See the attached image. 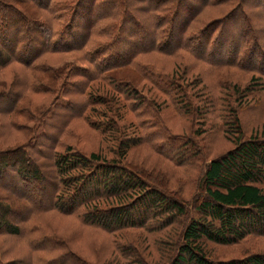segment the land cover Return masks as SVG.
<instances>
[{
  "label": "rangeland",
  "instance_id": "374dc122",
  "mask_svg": "<svg viewBox=\"0 0 264 264\" xmlns=\"http://www.w3.org/2000/svg\"><path fill=\"white\" fill-rule=\"evenodd\" d=\"M100 1L104 3L94 13H90L86 4L80 7L72 32H85L86 20L100 11L104 15L115 11L114 18L118 22L136 14L140 18L137 23L144 30L137 33L136 38L142 42L127 40V31L133 34L136 31L131 18L128 19L123 34L125 41L117 44V54L113 46L110 53L101 57V62L107 64L122 58L135 46L148 44L151 14L165 16L168 13L167 23H175L174 27L178 28L186 14L196 7L194 1L200 0H186L182 12L172 18L179 0L170 3L163 0ZM16 2H13L16 7L26 9L34 19L45 14ZM236 2L219 0L213 6L206 5L194 21L188 22L189 33L193 28H201L208 35L215 31L214 41L218 42L220 36L228 39L220 42L212 54L211 50L204 51L202 42H190L199 54H207L209 60L195 55L177 59L157 51L137 55L139 66L155 73L150 79L145 76L146 71L143 74L134 64L109 68L106 73H96L92 79L83 73L69 74L66 65L81 64L73 54L65 53L47 55L40 60L50 69L47 73L41 70L33 73L16 61L0 64V152L25 148L27 162L38 161L44 174L49 178L54 176L52 180L57 187L61 176L54 166L53 153H64L67 149L85 157L95 153L136 174L145 186L158 191L166 201H176L183 206L180 212L176 207L170 208L167 201L164 207L152 206L150 210L149 201L143 200L137 205L138 209L119 218H132L141 209L148 215L143 226L106 231L95 223L85 222L78 213H62L56 208L44 210L45 188L35 181L18 182L13 169L16 165L9 166L0 172V199L8 202L11 198L7 197H15L16 205L11 203L15 212L26 208L22 212L29 214L30 204H41L43 211H36L19 223L23 228L18 234L0 232V264H41L48 257L61 255V250L40 251L36 240L44 234L59 238L61 246L68 248L71 256L76 255L81 264H140V261L143 264H191L179 261L185 243L183 234L193 219L203 216L199 207L209 198L203 175L210 159L232 151L236 147L234 138L248 140L258 136L257 139L264 140V0H246V5L245 1L238 5ZM143 10L148 12L141 13ZM68 17L64 16V23ZM111 22L105 19L102 23ZM58 25L56 22L55 28ZM28 34L33 45H38V32ZM230 34L235 41L230 39ZM11 37L12 32L1 30L0 39L7 38L6 45L1 47L5 52ZM106 38L94 34L89 46L94 44L95 47ZM67 41L71 42L72 38L61 37L58 43ZM89 46L72 52L81 55ZM102 74L106 76L102 78ZM178 87L185 91L191 106L177 103ZM8 89L13 94L2 97L9 94ZM12 97L17 108L9 114L10 111L3 109L12 106ZM234 114L238 115L242 126L239 137L229 130ZM116 138L121 142L132 139L136 142L125 157L117 153ZM101 186L95 180L88 189ZM20 193L23 197L18 195ZM113 202L101 204L98 201L97 204L108 209L117 206ZM117 219L107 217V220ZM202 242L207 256L215 261L264 253V234L258 232L231 243L206 238ZM127 248L135 252L124 256L122 251ZM70 257L63 259L64 264L78 263Z\"/></svg>",
  "mask_w": 264,
  "mask_h": 264
},
{
  "label": "trees",
  "instance_id": "16d2710c",
  "mask_svg": "<svg viewBox=\"0 0 264 264\" xmlns=\"http://www.w3.org/2000/svg\"><path fill=\"white\" fill-rule=\"evenodd\" d=\"M14 1L19 4H26V6L28 4L45 14L42 18L34 19L26 9L16 7ZM163 1L170 3L171 0ZM185 1L179 0L171 18L177 17L182 12ZM217 1L219 0L194 1L195 4L197 3L196 7H193L194 9L186 14L178 28L177 26L174 27L175 23H167L168 13L165 16L151 14L152 20L150 21L152 23L148 28V44L139 47L134 45L135 47L129 52H125L122 58L116 59L112 63L103 64L101 57L110 53L113 46H116L114 52L117 54L119 50L117 44H120L122 40L125 41L123 34L126 33L128 19L131 18L133 30L136 31L134 34L127 31V40L142 42V39H136L137 33L144 32L143 27L137 23L140 18L136 14H131L130 18L118 22L114 18L116 16L115 11L108 15H104L102 11L97 12L94 17H89L86 20L87 30L78 34L75 31L72 32L71 28L76 20L75 14L80 10V7L86 4L90 13H94L100 10L101 4L104 2L100 0H0V32L3 29L12 32V37L8 38L10 41L8 51L5 52L1 48L6 45L7 38L0 39V64L4 65L16 61L29 67L33 73L36 70L45 73L50 69L46 68V64L40 60L47 55L65 53L73 54L81 64L66 65L65 68L69 74L83 73L92 79L96 73H106L109 68L134 64L143 74L146 71L148 75L145 76L149 78L155 73L147 67L139 66L140 62L136 60L139 54L157 51L165 53L169 57L175 56L177 59H180L181 56L195 55L199 59L209 60L207 54H199L194 44L190 42L194 40L202 42L204 51L211 50L212 54L220 42L228 40L220 36L218 42L214 41L217 33L214 31L208 35L206 30L201 28H193L192 33L188 32L190 26L188 22L194 21L204 6L209 4L213 6ZM243 1L246 5V0H237L235 5L242 4ZM82 8L84 9V6ZM262 9L264 10V8ZM262 9L259 10L260 13H263ZM147 12V10H143L141 13L146 14ZM66 15L69 17L64 23V16ZM105 19H111L113 22L102 23ZM124 21L126 24H123ZM56 22H59V25L55 28ZM32 31L38 32L40 35L37 40L35 39L38 45H33V40L28 34ZM94 34L104 35L107 38L103 43L95 47L93 44V47H90L89 42ZM64 36L71 37L72 41L58 43V40ZM229 37L235 41L233 35L230 34ZM173 38H175V42L170 46ZM87 44L90 49H83L81 55H75L72 52L86 47ZM238 46L241 49L239 44ZM59 76L61 77V74ZM101 76L104 78L106 75L102 74ZM117 88L124 92V89ZM176 92L178 104L191 106L189 103L191 101L183 89L178 87ZM8 93V95L1 96L9 97L13 91L8 89ZM11 103V107L3 109L10 111L9 114L14 113L17 108L13 97ZM238 119V115L234 114V122L230 123L229 129L230 134H234L236 137H239L243 132ZM257 138L258 136L248 140L234 138L236 147L232 151H228L218 158L210 159L203 175V183L209 198L202 202L199 207L203 214V216L201 215L202 218L193 219L184 230L185 243L181 248L183 254L179 257L180 262L191 264H264V253H252L242 259L212 260L207 256L202 242L206 238L215 242L231 243L252 232L264 234V140ZM117 143V153L122 157H125L130 147L136 144L133 139L127 142H121L119 139ZM25 156L26 151L22 147H18L13 152L7 150L0 152V172L6 171L9 166L16 165L13 169L18 182L24 179L31 182L35 181L36 185L43 186L47 200L44 210L56 208L62 213H78L85 222L95 223L106 231H115L125 226H143L148 215L146 216L147 213L141 209L137 211L142 213L140 212L132 218L120 220L130 211L138 209L137 205L143 200L149 201L148 208L150 210L152 206L164 207L168 201L170 208L176 207L180 212L183 211V206L179 202L166 201L163 196L160 197L158 191L145 186L144 181L136 174L113 163L115 161L95 153H91L89 157L70 149L64 153H53L54 166L61 176L58 187L52 180L54 176L49 178L48 175L44 174L38 161L30 160L27 162ZM95 180L102 186L92 190L88 189ZM18 195L23 197L22 193ZM7 198L11 199H8V202L5 199H0V232L18 234L23 228L19 223H23L27 220L26 217L41 211V204H30L28 207L29 214H26V212H22L26 208L16 212L13 209L11 203L16 205L17 199L15 197L9 196ZM98 201L101 204L115 201L113 203L117 206L108 209L103 208L97 204ZM111 216L118 219L107 220V217ZM30 237L33 240L32 236ZM58 239L54 237V234H44L41 239L36 240L37 245L40 246V251L61 250L59 252H62L58 257L53 256L44 259L41 264H56L57 261H60L59 264H64L63 259L71 256V251L61 246L60 239ZM32 243L35 245V241ZM134 252V249L127 248L122 251V254L131 256ZM72 255L70 258H73L74 263L78 261L77 264H81L76 255L73 253ZM139 263L143 264V261Z\"/></svg>",
  "mask_w": 264,
  "mask_h": 264
}]
</instances>
